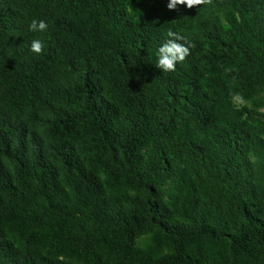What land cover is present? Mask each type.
<instances>
[{
  "label": "trees",
  "instance_id": "1",
  "mask_svg": "<svg viewBox=\"0 0 264 264\" xmlns=\"http://www.w3.org/2000/svg\"><path fill=\"white\" fill-rule=\"evenodd\" d=\"M166 4L0 0V264H264V0Z\"/></svg>",
  "mask_w": 264,
  "mask_h": 264
},
{
  "label": "clouds",
  "instance_id": "2",
  "mask_svg": "<svg viewBox=\"0 0 264 264\" xmlns=\"http://www.w3.org/2000/svg\"><path fill=\"white\" fill-rule=\"evenodd\" d=\"M205 0H167L166 7L169 10H179L178 5H185L187 8H192L204 4ZM29 31L33 33H44L49 28V23L46 19L33 18L28 24ZM169 39L161 44L157 49V64L156 66L163 71H175L177 65L183 62L190 55L192 45L189 42H181L184 37L172 30L167 33ZM45 42L42 39L36 38L31 41L30 50L34 53H41L44 50ZM239 100L240 97L236 96Z\"/></svg>",
  "mask_w": 264,
  "mask_h": 264
}]
</instances>
